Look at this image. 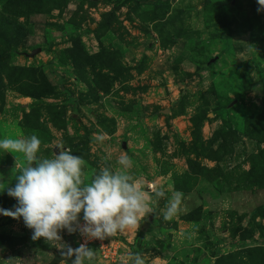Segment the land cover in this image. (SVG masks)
Instances as JSON below:
<instances>
[{
  "label": "rangeland",
  "instance_id": "1",
  "mask_svg": "<svg viewBox=\"0 0 264 264\" xmlns=\"http://www.w3.org/2000/svg\"><path fill=\"white\" fill-rule=\"evenodd\" d=\"M232 1L0 0V137L70 149L85 182L127 155L165 192L92 264H264V8ZM27 163L0 150V208ZM31 233L0 215V264L49 263L59 250Z\"/></svg>",
  "mask_w": 264,
  "mask_h": 264
},
{
  "label": "clouds",
  "instance_id": "2",
  "mask_svg": "<svg viewBox=\"0 0 264 264\" xmlns=\"http://www.w3.org/2000/svg\"><path fill=\"white\" fill-rule=\"evenodd\" d=\"M257 3L264 8V0ZM40 144L35 135L0 137V150L22 153L28 162L16 175L15 184L7 188V195L16 200V205L13 209L0 208V215L22 218L32 230L31 238H44L61 257L69 258L66 264H92L96 253L86 242L71 247L63 241L62 230L69 235L78 232L85 241L104 240L137 227L151 212V200L165 196L160 188L150 195L132 177L128 172L132 160L127 155L117 159L118 169L105 166L85 182L80 156L64 148L51 158H41L37 155ZM182 195L175 191L169 196L163 219L180 211ZM129 264L145 262L141 254L129 253Z\"/></svg>",
  "mask_w": 264,
  "mask_h": 264
},
{
  "label": "built area",
  "instance_id": "3",
  "mask_svg": "<svg viewBox=\"0 0 264 264\" xmlns=\"http://www.w3.org/2000/svg\"><path fill=\"white\" fill-rule=\"evenodd\" d=\"M73 237L75 247H77L80 243L86 242L87 246L94 249L95 253L99 257L98 259L102 261L114 260L118 255V253L115 251V248L119 243L117 241L113 242L110 237L105 238L104 240L91 239L85 241V238L82 237L78 232H75ZM61 264H66V262Z\"/></svg>",
  "mask_w": 264,
  "mask_h": 264
},
{
  "label": "water",
  "instance_id": "4",
  "mask_svg": "<svg viewBox=\"0 0 264 264\" xmlns=\"http://www.w3.org/2000/svg\"><path fill=\"white\" fill-rule=\"evenodd\" d=\"M236 3V0H233L230 4V7H233ZM38 52H40V49L34 50L31 54V56H35V54H37ZM56 153L59 152V149L57 148L55 150ZM67 244H69L71 247L75 248V244H74V238L70 237L67 241ZM52 260L49 263L46 264H61L63 262H66L67 260H69V258L66 257H61L59 252H54L52 255Z\"/></svg>",
  "mask_w": 264,
  "mask_h": 264
},
{
  "label": "trees",
  "instance_id": "5",
  "mask_svg": "<svg viewBox=\"0 0 264 264\" xmlns=\"http://www.w3.org/2000/svg\"><path fill=\"white\" fill-rule=\"evenodd\" d=\"M258 210H255L254 212H257Z\"/></svg>",
  "mask_w": 264,
  "mask_h": 264
}]
</instances>
